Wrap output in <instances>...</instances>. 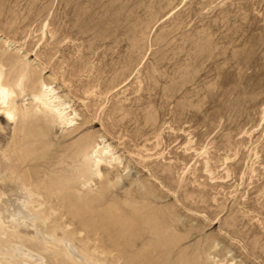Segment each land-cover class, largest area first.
<instances>
[{
  "label": "rangeland",
  "instance_id": "rangeland-1",
  "mask_svg": "<svg viewBox=\"0 0 264 264\" xmlns=\"http://www.w3.org/2000/svg\"><path fill=\"white\" fill-rule=\"evenodd\" d=\"M4 41L16 44L12 53L20 50L38 82L55 87L79 117L74 129L65 130L58 120L34 128L29 143L37 139L35 149L57 161L70 157L86 136L101 137L129 166L130 173L120 168L108 177L112 201L123 205L126 190H139L134 180L144 173L138 156L162 151L169 163L189 139L214 155L220 176L222 159L235 163L236 182L224 186L231 198L217 195L218 207L212 206L214 191H207V204L199 203L198 210L212 217L224 207L218 219L209 225L190 215L186 226L197 224L199 231L179 225L156 264H212V258L213 264H264V0H0V44ZM257 73L262 76L248 80ZM255 80L260 88L251 91ZM31 101L30 91L19 99ZM10 130L12 124L0 121V149L11 144ZM160 160H153L152 168L168 166ZM180 168L165 181L179 183ZM171 198L148 207L156 219H169ZM246 203L262 214H248ZM187 214L182 209L174 215L183 224Z\"/></svg>",
  "mask_w": 264,
  "mask_h": 264
},
{
  "label": "bare ground",
  "instance_id": "bare-ground-1",
  "mask_svg": "<svg viewBox=\"0 0 264 264\" xmlns=\"http://www.w3.org/2000/svg\"><path fill=\"white\" fill-rule=\"evenodd\" d=\"M188 1L184 0L185 3ZM16 48V44L12 42L4 41L0 44V121L13 125V130H10L11 144L0 149L3 160V164L0 163V264H156L164 251L162 247L172 244L174 235L179 233V225L180 229L185 227L189 232L199 231L200 226L197 224L186 226L191 221L190 215H200L199 217L209 221V225L214 223L224 207L212 217V213L207 216L202 210H198L199 203L207 204V191H214V196L209 198L211 205L216 207L217 195L220 198L228 196L224 194V186L235 179L231 171L235 163L231 164L228 157L222 159V169L218 171L223 172V175L220 176L216 172L219 161H214V155L207 147L200 145L201 148H195L192 139H187L188 142L180 146H183L182 151L177 154L176 160H169V163L165 162L162 151L154 154L156 158L152 156L153 152L138 156L137 165L142 169L144 177L133 179L139 183V190H126L123 205L112 201L110 194H106L110 190L108 177L114 172L117 174L120 168L124 172L128 171L129 166L123 165L117 150L101 137L93 139L86 136L70 151V157L65 159L49 160L48 154H40L42 149H35L37 139L29 143L28 134L34 128H47L52 121L57 120L65 130L74 129L78 114L71 109L69 102L56 93L55 87L52 88L40 79L38 82L31 63L19 56L20 50L12 53ZM261 76L262 73H257L248 80ZM257 83L255 80V85L251 86V83L249 89L255 91L260 88ZM26 91L31 92L32 101L28 104L19 103L21 95ZM15 139L18 142L13 141ZM155 140L159 144L160 141ZM28 144L30 148L27 147ZM158 144L152 150L160 145ZM150 151L145 149V154ZM31 156L34 158L27 160ZM160 157L168 166L152 168L153 160ZM193 160L194 163L189 166V162ZM180 165L183 169L180 168L181 173H177L179 183H167L165 180L172 179L171 170L178 169ZM44 166L53 169L41 171L40 168ZM64 166L70 167L69 170ZM122 176H116L117 180H122ZM124 176L131 177L128 173ZM94 186L95 192L90 191ZM239 186L242 185H236ZM164 198L173 199L168 206V212L171 210L172 214L167 213L169 219H156V212L148 207L156 206ZM256 207L246 203L248 214L257 212L261 215V210ZM182 209L188 213L186 220L183 219L185 224H179L177 214L174 215ZM134 211L140 212V216L134 215ZM20 227L24 228L17 230ZM162 229L165 230L167 239L162 238ZM138 245L139 249L133 248ZM217 245L215 242V247L219 246ZM212 247L214 245H211L210 250L215 249ZM45 255L48 256V261ZM208 257L210 255L206 256L207 259ZM233 262L235 261L225 264H235Z\"/></svg>",
  "mask_w": 264,
  "mask_h": 264
}]
</instances>
